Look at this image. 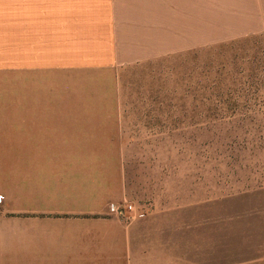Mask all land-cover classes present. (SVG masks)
<instances>
[{
    "label": "rangeland",
    "instance_id": "obj_1",
    "mask_svg": "<svg viewBox=\"0 0 264 264\" xmlns=\"http://www.w3.org/2000/svg\"><path fill=\"white\" fill-rule=\"evenodd\" d=\"M188 1L156 18L181 52L56 76L51 108L120 112L99 152L122 163L134 264H264V0ZM22 96L0 79V109Z\"/></svg>",
    "mask_w": 264,
    "mask_h": 264
},
{
    "label": "crops",
    "instance_id": "obj_2",
    "mask_svg": "<svg viewBox=\"0 0 264 264\" xmlns=\"http://www.w3.org/2000/svg\"><path fill=\"white\" fill-rule=\"evenodd\" d=\"M189 4L0 0V79L23 94L20 107L0 109V264H134L110 208L126 193L122 163L99 152L121 149L119 126L103 121L120 112L51 108L47 91L56 76L181 52L156 34L169 28L156 18L175 23Z\"/></svg>",
    "mask_w": 264,
    "mask_h": 264
},
{
    "label": "built area",
    "instance_id": "obj_3",
    "mask_svg": "<svg viewBox=\"0 0 264 264\" xmlns=\"http://www.w3.org/2000/svg\"><path fill=\"white\" fill-rule=\"evenodd\" d=\"M110 208H111V211L115 214V215H121V216H123L124 214H125V209H124V207H114V205H111L110 206ZM129 208H131V206H129Z\"/></svg>",
    "mask_w": 264,
    "mask_h": 264
}]
</instances>
